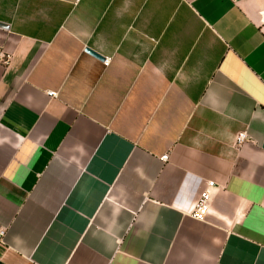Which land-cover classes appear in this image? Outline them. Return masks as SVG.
<instances>
[{
    "label": "crops",
    "instance_id": "crops-1",
    "mask_svg": "<svg viewBox=\"0 0 264 264\" xmlns=\"http://www.w3.org/2000/svg\"><path fill=\"white\" fill-rule=\"evenodd\" d=\"M0 23V264H264V0H0Z\"/></svg>",
    "mask_w": 264,
    "mask_h": 264
},
{
    "label": "built area",
    "instance_id": "built-area-1",
    "mask_svg": "<svg viewBox=\"0 0 264 264\" xmlns=\"http://www.w3.org/2000/svg\"><path fill=\"white\" fill-rule=\"evenodd\" d=\"M8 55L6 54V52L4 51L3 46L0 44V66L4 65L8 62ZM108 62H105V65H107ZM48 96L50 97H55L56 94L49 92ZM247 136L245 133H240L236 136L235 138V142L237 145L241 144L242 142H244L246 140ZM163 159L165 160L166 157H163ZM214 186L213 182H207L206 183V188H204L201 193L199 194V196L196 198L192 210L189 213V216L196 221L199 222H203L208 214V210H209V191L210 189H212ZM5 235V231L4 230H0V242L3 241Z\"/></svg>",
    "mask_w": 264,
    "mask_h": 264
},
{
    "label": "water",
    "instance_id": "water-1",
    "mask_svg": "<svg viewBox=\"0 0 264 264\" xmlns=\"http://www.w3.org/2000/svg\"><path fill=\"white\" fill-rule=\"evenodd\" d=\"M5 27H7V26H5L4 24H1L0 23V28H5ZM85 53H87L88 55H90V56L98 59L101 62L104 61V58L103 57L99 56L98 54H96L95 52H93L92 50H90L88 48L85 49Z\"/></svg>",
    "mask_w": 264,
    "mask_h": 264
}]
</instances>
